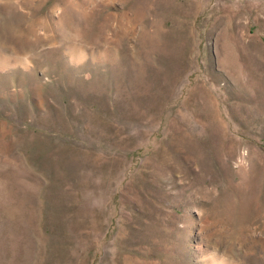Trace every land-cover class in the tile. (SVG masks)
Returning a JSON list of instances; mask_svg holds the SVG:
<instances>
[{"label": "rangeland", "instance_id": "rangeland-1", "mask_svg": "<svg viewBox=\"0 0 264 264\" xmlns=\"http://www.w3.org/2000/svg\"><path fill=\"white\" fill-rule=\"evenodd\" d=\"M0 264H264V0H0Z\"/></svg>", "mask_w": 264, "mask_h": 264}]
</instances>
